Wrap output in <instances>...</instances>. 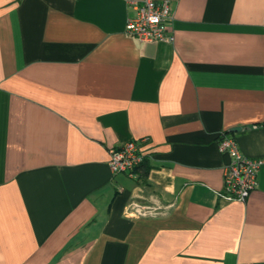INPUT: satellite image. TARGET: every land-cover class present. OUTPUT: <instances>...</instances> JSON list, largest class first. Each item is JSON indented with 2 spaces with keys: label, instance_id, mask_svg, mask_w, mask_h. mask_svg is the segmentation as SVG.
I'll return each instance as SVG.
<instances>
[{
  "label": "crops",
  "instance_id": "obj_1",
  "mask_svg": "<svg viewBox=\"0 0 264 264\" xmlns=\"http://www.w3.org/2000/svg\"><path fill=\"white\" fill-rule=\"evenodd\" d=\"M141 1L0 0V264H264V164L227 201L217 145L264 160V0H169L147 42Z\"/></svg>",
  "mask_w": 264,
  "mask_h": 264
},
{
  "label": "built area",
  "instance_id": "obj_2",
  "mask_svg": "<svg viewBox=\"0 0 264 264\" xmlns=\"http://www.w3.org/2000/svg\"><path fill=\"white\" fill-rule=\"evenodd\" d=\"M135 15L129 17L126 32L142 42L172 40L170 21L173 18L169 0H142L134 2ZM221 153H227L230 161L224 167V189L220 194L227 201H246L258 187L259 174L264 160L244 155L236 139L226 133L218 137ZM147 154L134 140L127 141L119 149L111 151L109 165L114 173H133L145 161ZM159 205H143L132 202L126 213L129 216H150L158 213Z\"/></svg>",
  "mask_w": 264,
  "mask_h": 264
},
{
  "label": "water",
  "instance_id": "obj_3",
  "mask_svg": "<svg viewBox=\"0 0 264 264\" xmlns=\"http://www.w3.org/2000/svg\"><path fill=\"white\" fill-rule=\"evenodd\" d=\"M236 130H239V127L232 129V131H236Z\"/></svg>",
  "mask_w": 264,
  "mask_h": 264
}]
</instances>
